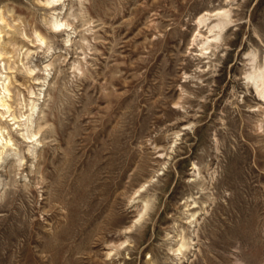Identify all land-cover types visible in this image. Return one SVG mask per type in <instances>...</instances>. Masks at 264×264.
<instances>
[{"label": "rangeland", "instance_id": "rangeland-1", "mask_svg": "<svg viewBox=\"0 0 264 264\" xmlns=\"http://www.w3.org/2000/svg\"><path fill=\"white\" fill-rule=\"evenodd\" d=\"M223 10L233 23L201 52L200 18ZM0 32V264H264L247 78L264 0H0Z\"/></svg>", "mask_w": 264, "mask_h": 264}, {"label": "bare ground", "instance_id": "bare-ground-1", "mask_svg": "<svg viewBox=\"0 0 264 264\" xmlns=\"http://www.w3.org/2000/svg\"><path fill=\"white\" fill-rule=\"evenodd\" d=\"M213 17L218 18V21L215 24L211 25L208 22H210V20ZM2 20H3V18H2ZM199 23L201 25L208 26V29H209V32H208L209 36H207V33L206 34H203L201 31H198V34L195 36V39H194V41L197 40V39H199V38H202L203 39L201 41V44H202L201 52H202L204 50L210 49L212 45L217 44L219 41L222 40V33H223V31L229 25H231L233 23L232 16H231V10H223L222 12H219V13H216V14L207 12L206 14H204L200 18ZM63 25L64 24L62 22L61 23L60 22H57L56 23V26H57L58 29H61V27ZM1 39H2V37L0 36V58L3 55H6V54H9L10 53L8 51V49H6L5 47H2L1 46V44H2ZM13 42H14L13 39L10 40V44H13ZM42 42H43V40H42ZM202 54H208V53H202ZM33 71H34L33 69H28V73H33ZM6 78H7V80L9 82H8V84H7V81H5V84L3 83V91L4 92L3 93L0 92V113H1V110H3V109L4 110H7L6 113H10L12 111V109H13V104L9 103L8 100H7L8 97L9 98H12V95H11L12 94V90H11L12 83L10 81V77L9 76H7ZM247 78L250 81H252L251 82V83H253L252 85H254L256 91L258 92L259 96L262 99L261 101L264 103V65L263 66H256V65H254L253 66V71L250 72L249 74H247ZM36 107H37L36 105H33L30 110L32 112H35ZM17 114L18 113H16L15 111H13V113L11 114V116L13 117L14 120L19 119L20 117L26 116V115H24L22 113H20V115H17ZM1 116L4 117L5 114L3 113V114H1ZM34 117H35L34 116V113H31V114L28 115L27 119L25 120L26 121V123H25V127H26V130H25L26 131L25 138H27V139H29L31 141L32 140L35 141L36 140L35 138L41 132V128L40 127H39L38 130H36L35 128H33ZM2 130H3V127H0V131L1 132H2ZM2 140H3L2 137H0V145H2L1 144L2 143ZM6 140H7L6 145L3 144V149L0 150L1 151V153H0V159H2V160H3V157L1 155L9 152L8 151V144H9V146H11L10 143H12L11 142L12 141L11 139H9V140L6 139ZM36 141H39V140H36ZM12 150H13V148H12ZM16 155H17V153H16ZM25 158L26 157L20 158V161L22 162ZM182 247H184V246H182ZM181 249L182 248H180V250Z\"/></svg>", "mask_w": 264, "mask_h": 264}]
</instances>
